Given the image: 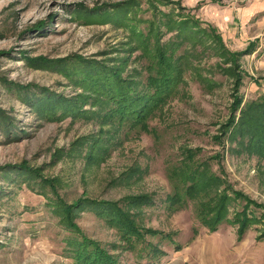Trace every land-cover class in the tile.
<instances>
[{"label": "rangeland", "instance_id": "obj_1", "mask_svg": "<svg viewBox=\"0 0 264 264\" xmlns=\"http://www.w3.org/2000/svg\"><path fill=\"white\" fill-rule=\"evenodd\" d=\"M190 15L218 32L224 50L205 33L168 29ZM143 41L171 49L184 68L144 130L86 85L103 66L144 95L157 72ZM234 54L236 68L225 62ZM234 94L241 103L232 111ZM262 98L264 0H0V264H74L71 233L54 212L61 203L80 204L74 224L119 264H264V154L238 125ZM192 163L213 180L168 212L169 170L182 186ZM223 196L227 222L204 226L196 210ZM103 201L128 211L143 244L123 246L91 208Z\"/></svg>", "mask_w": 264, "mask_h": 264}, {"label": "trees", "instance_id": "obj_2", "mask_svg": "<svg viewBox=\"0 0 264 264\" xmlns=\"http://www.w3.org/2000/svg\"><path fill=\"white\" fill-rule=\"evenodd\" d=\"M167 27L169 30L176 29L179 36L187 34L189 29L191 30V35L197 33V31L205 33L213 38L216 46L219 45L221 49L224 50L222 38L218 35V32L210 26H208L207 29H202L195 16H187L183 22L173 21V23L171 25L168 24ZM141 46L144 49L143 53L149 57L148 59L153 60L157 72V75L154 77L149 75L144 85L145 87L142 86V89H144L143 92L146 91L144 95H139L135 92L131 86L132 84L121 77L119 71H111L109 73L106 72L107 69L103 66H95L88 71H93L94 75L89 74V77L86 76V85L90 86L93 84L91 90L94 89L96 94L101 90V98L107 103H110L108 108H110V112L113 116L115 115L117 118H131L134 121L131 126L138 128L139 126H143L141 129L143 128L144 130L145 125L143 124H145V119L155 110L156 105L178 92V87L182 81L181 73L184 68L178 65L179 62H182V57L175 58L172 56L173 52L171 49H166L159 43H155L154 49L150 50L146 41H143ZM216 46L212 45V47ZM237 57L236 54L230 55V58L227 59L228 61L225 62L234 64V68H236L238 66L236 63ZM148 69H152V66H149ZM230 70L235 77L236 86H239L241 84V76L238 73L236 74L237 71L235 72L233 69ZM233 98L232 111L235 110L234 108H238L241 103V99L237 94H234ZM65 102L69 103L70 101L65 100ZM79 111L76 110L75 112ZM241 113L242 115L238 119L241 122H238V125L250 130L251 133L248 132V136H251V140L256 139L257 150L264 154V98L259 101H254ZM232 117L234 118V115H232ZM230 122L234 123V120L232 119ZM184 153L186 154L185 159L187 160H190L191 157L194 156V152L190 149H185ZM192 165L196 168L192 169L187 167L185 175L180 180L182 186L172 182L173 179L176 178L175 176L178 175L177 170L174 168L169 170L173 191L171 195H168L165 199V208L168 212L172 213L182 209L185 206L186 200H196L198 194L208 186L211 180H213L211 175H207L205 168L200 169L201 164L197 166L195 163H192ZM227 200L225 196L219 197L214 203L209 199V202H205L208 205V210L205 207H200L196 210L197 218L204 226L210 229H214L219 224L227 222ZM93 206L88 207L96 209L101 219L111 225L114 224V226L118 228L120 231V239L125 242L123 246L131 248L136 245V243L143 244V242H145L146 234L135 229V222L134 220H129L128 211H125L118 204L103 201L94 203ZM54 208L55 214L61 216V219L64 218L65 222L63 220L62 222L66 228L69 229V233H71V237H68L66 242L69 247L68 255L73 258L74 264H119L118 257L108 253L106 246L86 237V235L74 224L73 219L76 216V210L80 208V204L66 205L61 203L60 205L57 204ZM247 216L248 215L243 216L244 223H246L247 220H255L253 217ZM246 226L247 225L244 224V228ZM156 233L160 232L156 231L151 235ZM73 235L76 236L73 237ZM166 237L172 242L169 235L164 234V238ZM145 245L148 249L151 247V250L156 247L148 242H146ZM146 247H143L142 250H145ZM162 255L164 254L162 253ZM152 256L154 257V255Z\"/></svg>", "mask_w": 264, "mask_h": 264}]
</instances>
